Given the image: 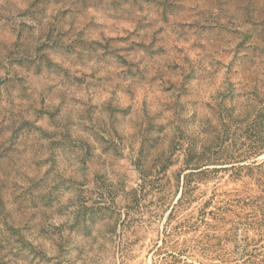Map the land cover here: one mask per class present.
I'll return each mask as SVG.
<instances>
[{"label": "rangeland", "instance_id": "1", "mask_svg": "<svg viewBox=\"0 0 264 264\" xmlns=\"http://www.w3.org/2000/svg\"><path fill=\"white\" fill-rule=\"evenodd\" d=\"M0 264H264V0H0Z\"/></svg>", "mask_w": 264, "mask_h": 264}]
</instances>
